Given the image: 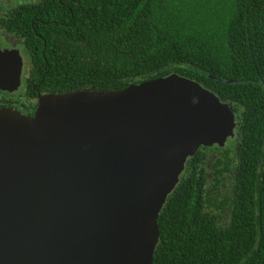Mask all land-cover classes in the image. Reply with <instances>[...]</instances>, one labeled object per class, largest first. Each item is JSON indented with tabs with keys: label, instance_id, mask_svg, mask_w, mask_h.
I'll return each instance as SVG.
<instances>
[{
	"label": "trees",
	"instance_id": "trees-1",
	"mask_svg": "<svg viewBox=\"0 0 264 264\" xmlns=\"http://www.w3.org/2000/svg\"><path fill=\"white\" fill-rule=\"evenodd\" d=\"M0 13L42 90L176 73L228 102L232 136L186 158L151 264H264V0H0Z\"/></svg>",
	"mask_w": 264,
	"mask_h": 264
},
{
	"label": "water",
	"instance_id": "water-1",
	"mask_svg": "<svg viewBox=\"0 0 264 264\" xmlns=\"http://www.w3.org/2000/svg\"><path fill=\"white\" fill-rule=\"evenodd\" d=\"M20 66L0 51V89ZM233 126L228 102L176 73L0 107V264H151L186 158Z\"/></svg>",
	"mask_w": 264,
	"mask_h": 264
},
{
	"label": "flooded vegetation",
	"instance_id": "flooded-vegetation-1",
	"mask_svg": "<svg viewBox=\"0 0 264 264\" xmlns=\"http://www.w3.org/2000/svg\"><path fill=\"white\" fill-rule=\"evenodd\" d=\"M3 17L6 14L0 13V51L16 50L21 59L18 85L15 89H0V107H10L21 114L31 115L37 104V97L42 94L54 93L42 90L43 76L39 80L30 73L35 63L32 55L27 54L24 41L6 27ZM31 88V91L29 90Z\"/></svg>",
	"mask_w": 264,
	"mask_h": 264
}]
</instances>
